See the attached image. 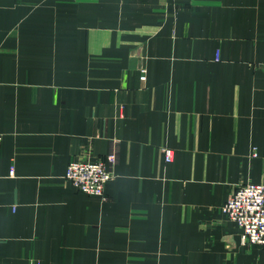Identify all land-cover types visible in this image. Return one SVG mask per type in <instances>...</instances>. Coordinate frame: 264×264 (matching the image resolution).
Wrapping results in <instances>:
<instances>
[{"label": "crops", "instance_id": "obj_1", "mask_svg": "<svg viewBox=\"0 0 264 264\" xmlns=\"http://www.w3.org/2000/svg\"><path fill=\"white\" fill-rule=\"evenodd\" d=\"M112 150L105 199L66 179ZM247 182L264 0H0V264H264L223 210Z\"/></svg>", "mask_w": 264, "mask_h": 264}, {"label": "built area", "instance_id": "obj_2", "mask_svg": "<svg viewBox=\"0 0 264 264\" xmlns=\"http://www.w3.org/2000/svg\"><path fill=\"white\" fill-rule=\"evenodd\" d=\"M145 78V76H143ZM166 161L173 160L174 150L163 148ZM118 153L112 150L98 160L75 159L67 168L66 179L79 191L106 198V183L115 177ZM229 219L242 229L246 245L264 246V183H241L223 206Z\"/></svg>", "mask_w": 264, "mask_h": 264}]
</instances>
